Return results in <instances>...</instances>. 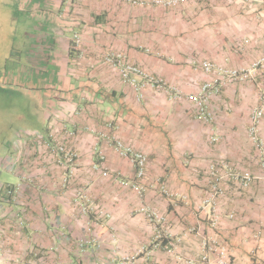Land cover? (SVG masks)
Returning <instances> with one entry per match:
<instances>
[{"label":"crops","instance_id":"crops-1","mask_svg":"<svg viewBox=\"0 0 264 264\" xmlns=\"http://www.w3.org/2000/svg\"><path fill=\"white\" fill-rule=\"evenodd\" d=\"M17 3L36 20L33 47L17 50L18 96L27 103L17 125L25 126L0 134V179L15 177L17 189L5 199L8 184L0 182V264H188L204 257L216 264L205 246L214 236L237 264H264V171L247 136L264 65L213 98L209 123L195 119L186 98L206 79L193 60L250 69L264 57V0H197L175 9L123 0ZM74 34L80 51L71 45ZM110 52L179 87L183 98L148 88L137 100L103 62ZM53 132L78 154L69 179L34 138ZM98 133L147 156L141 197L121 184L132 179L131 164ZM259 133L264 143V119ZM211 162L253 176L246 190L223 179L216 228L210 209H202Z\"/></svg>","mask_w":264,"mask_h":264},{"label":"built area","instance_id":"built-area-1","mask_svg":"<svg viewBox=\"0 0 264 264\" xmlns=\"http://www.w3.org/2000/svg\"><path fill=\"white\" fill-rule=\"evenodd\" d=\"M125 3L136 7H160L163 9H175L182 4L193 2L195 0H123ZM80 37L74 34L71 39V45L73 49L80 51ZM103 62L108 65L112 70L116 71L120 81L123 85L133 90L136 94L137 100H140L146 89L151 88L155 91L165 92L169 99L180 101L184 94L182 90L163 80L162 78L154 76L151 72H148L141 65L132 63L122 53H107L103 57ZM192 64L195 69L200 70L206 79L201 83L198 90L188 95L187 100L193 105L195 110V119L209 123L212 119V114L208 109L210 102L213 98L220 95L221 90L233 81L247 82L251 81L255 76V71L260 65H264V57L253 64L250 69H229L223 66L217 65L207 60H193ZM264 119V88L261 89L259 95L258 105L252 110L250 116V123L247 130V136L249 141L255 146L259 153V167L264 171V143L260 137V125ZM107 129H113L112 123H107ZM56 132V131H55ZM50 133L46 140L42 141V137L37 134L34 136L36 140H41V146L44 148L47 155L56 161L57 165L65 168L67 179H69L76 170V164L78 160L77 152L69 147L65 142L58 141L56 139V133ZM98 137L105 139L109 142L113 152L120 158L126 159L133 168V177L130 181H123L121 184L123 187L131 190L141 197L145 191L144 179L146 177V170L148 164L147 156L135 150L131 145L126 144L120 139L115 137H108L104 133H98ZM213 141H216L212 139ZM100 160L103 157L100 156ZM209 176L211 178L210 189L207 196L202 201V209H210L211 214V227L216 228L218 226L219 217L216 209V205L223 197L222 181L226 177H231L238 183V187L241 190H246L252 183L253 176L250 173H233L228 165L222 162H211L208 167ZM66 182V179H64ZM162 194L169 196L165 185H160ZM17 189L15 187L7 188L4 192L5 198L13 199ZM78 206L81 213L87 212V206L81 204L84 196L77 194L76 196ZM151 217H155L154 214H150ZM228 218H233L232 214L228 215ZM264 235V230H263ZM84 242L82 241L81 244ZM210 245V251L215 254L216 264H237L229 255L227 249L220 244L217 236L211 237L205 243ZM37 264V263H31ZM188 264H207V259L204 257L200 262H189Z\"/></svg>","mask_w":264,"mask_h":264},{"label":"rangeland","instance_id":"rangeland-1","mask_svg":"<svg viewBox=\"0 0 264 264\" xmlns=\"http://www.w3.org/2000/svg\"><path fill=\"white\" fill-rule=\"evenodd\" d=\"M17 4V0H0V134L3 133L4 136H7L6 132L9 129L16 132L17 128L25 126L24 124H21L22 127L17 125V115L26 108L24 107L26 102L18 96L21 92L17 87V56L19 53L17 50L33 47V40L29 35L36 20L34 12L31 14L24 8L18 10ZM23 60L25 62V57ZM27 60L33 59L27 57ZM14 67L16 72H14ZM0 182L8 184L9 187H16V178L4 173ZM261 245H264V241ZM263 251L264 247L259 250V255Z\"/></svg>","mask_w":264,"mask_h":264},{"label":"trees","instance_id":"trees-1","mask_svg":"<svg viewBox=\"0 0 264 264\" xmlns=\"http://www.w3.org/2000/svg\"><path fill=\"white\" fill-rule=\"evenodd\" d=\"M197 0H195V1H193V2H196ZM44 140H46V139H43V137H42V141H44ZM36 143H41V140L39 141V140H36ZM42 147V146H41ZM43 148V147H42ZM44 149V148H43ZM7 188H10L9 186H7L6 188H5V190L7 189ZM5 190H4V192H5Z\"/></svg>","mask_w":264,"mask_h":264}]
</instances>
